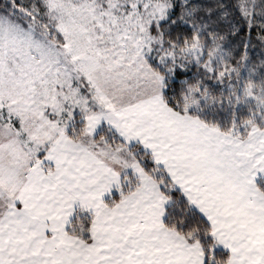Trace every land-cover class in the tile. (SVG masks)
I'll return each mask as SVG.
<instances>
[{
	"label": "snow or ice",
	"instance_id": "1",
	"mask_svg": "<svg viewBox=\"0 0 264 264\" xmlns=\"http://www.w3.org/2000/svg\"><path fill=\"white\" fill-rule=\"evenodd\" d=\"M0 264H264V0H0Z\"/></svg>",
	"mask_w": 264,
	"mask_h": 264
}]
</instances>
